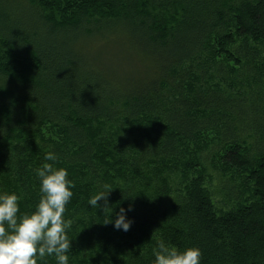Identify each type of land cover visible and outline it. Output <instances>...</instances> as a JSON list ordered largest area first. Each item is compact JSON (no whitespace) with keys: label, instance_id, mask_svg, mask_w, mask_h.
Masks as SVG:
<instances>
[{"label":"trees","instance_id":"1","mask_svg":"<svg viewBox=\"0 0 264 264\" xmlns=\"http://www.w3.org/2000/svg\"><path fill=\"white\" fill-rule=\"evenodd\" d=\"M0 43V190L31 210L58 154L70 264H151L161 238L201 264H264V0H0ZM104 207L130 208V228Z\"/></svg>","mask_w":264,"mask_h":264},{"label":"clouds","instance_id":"2","mask_svg":"<svg viewBox=\"0 0 264 264\" xmlns=\"http://www.w3.org/2000/svg\"><path fill=\"white\" fill-rule=\"evenodd\" d=\"M55 151L44 153V160L36 168L40 182V196L31 210L21 212L20 195L15 191L0 190V264H40L54 256L57 264H70L71 239L68 233L72 220L65 216L66 204L73 196L75 181L69 178L68 169L57 166ZM108 183L99 184L88 199V204L99 207L110 189ZM120 207L113 219L112 208L104 207V223L127 231L132 223L127 211ZM151 264H201L202 251L191 245L181 249L169 245L163 238L152 248Z\"/></svg>","mask_w":264,"mask_h":264},{"label":"rangeland","instance_id":"3","mask_svg":"<svg viewBox=\"0 0 264 264\" xmlns=\"http://www.w3.org/2000/svg\"><path fill=\"white\" fill-rule=\"evenodd\" d=\"M0 48L3 49V45L2 43H0ZM116 52V51H115ZM122 55V54H121ZM119 55V56H121ZM118 56V57H119ZM198 62H196L195 66L197 65ZM223 64V61L222 63ZM224 77L220 75V81L224 82ZM230 79V78H229ZM204 141L207 143V145H205L204 149H202V153H201V157H202V162H203V166L209 168L211 165L210 159L212 158V152L214 151V148H216V144L218 142L217 136L216 134H214L213 132H209V134L204 138ZM208 174H211L212 172V176L209 180L207 181V186L209 188V190L211 191L213 200L215 201V204L219 207L222 208H227L230 205H233L232 202L227 203L224 201V192H223V187L225 186L224 184H227L225 182V180L223 179V177H219L215 172L216 171H211L210 169L207 170ZM226 181L229 182L228 179H226ZM227 186V185H226ZM231 201V199H230Z\"/></svg>","mask_w":264,"mask_h":264}]
</instances>
